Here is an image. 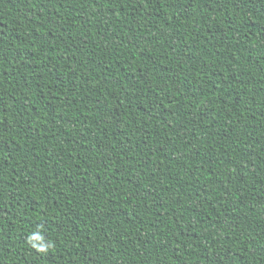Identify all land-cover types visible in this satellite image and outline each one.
Wrapping results in <instances>:
<instances>
[{
	"label": "trees",
	"instance_id": "obj_1",
	"mask_svg": "<svg viewBox=\"0 0 264 264\" xmlns=\"http://www.w3.org/2000/svg\"><path fill=\"white\" fill-rule=\"evenodd\" d=\"M0 264H264V0H0Z\"/></svg>",
	"mask_w": 264,
	"mask_h": 264
}]
</instances>
